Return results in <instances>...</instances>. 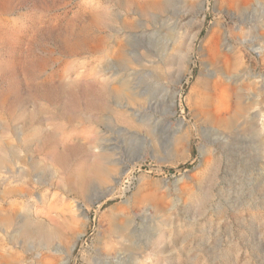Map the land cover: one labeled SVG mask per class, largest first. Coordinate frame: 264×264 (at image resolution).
Instances as JSON below:
<instances>
[{"label": "rangeland", "instance_id": "374dc122", "mask_svg": "<svg viewBox=\"0 0 264 264\" xmlns=\"http://www.w3.org/2000/svg\"><path fill=\"white\" fill-rule=\"evenodd\" d=\"M144 63L159 92L126 105ZM0 264H264V0H0Z\"/></svg>", "mask_w": 264, "mask_h": 264}, {"label": "bare ground", "instance_id": "6f19581e", "mask_svg": "<svg viewBox=\"0 0 264 264\" xmlns=\"http://www.w3.org/2000/svg\"><path fill=\"white\" fill-rule=\"evenodd\" d=\"M118 57L120 59L119 67L121 66V68H123V67H127V68L130 67L131 68V65H132L131 61L128 58V56L125 54L123 49H121L119 51ZM137 68H138V70H136L133 73V76L131 79L129 78V75H131L130 73L125 74V76L121 75L119 78L120 79L119 80V87L117 88L116 91L113 90L115 92V95L120 96V98L125 102L126 105H135L136 107H138L143 102V99L141 97L143 94L141 95V93H143V91H145L144 89L146 86L148 87L147 92L150 93V96L151 95L154 96L155 94H158V92H159L158 91L159 90V87H158L159 76L156 74H151V72L148 71L147 65L145 63L137 65ZM128 70H131V69H128ZM132 84L134 85V87L136 89H138V91H135L136 89L134 87H132ZM106 89H108L107 83L103 84L102 87L100 88V90H98V92L97 91L96 92L101 95L102 92ZM161 89H162V86H161ZM16 91H14V93ZM18 91H19V89H18ZM9 93H11V92L8 91V95H9ZM21 96H19V97H21ZM13 98H14V96H13ZM162 99L163 98H161V100ZM10 100H9V102H11ZM5 101H6V99H5ZM170 101H171V99H170ZM7 104H8V102H7ZM158 105L160 107H163V108L166 106L164 100L160 101V103H158ZM104 106H105V101L102 97H99L95 102H93L91 104V108H95L98 110H102L103 108H105ZM131 115L132 114L128 113V111H126V110L116 113V117H117L118 122L128 129H133V128L137 127L134 124L133 120L130 119V117H132ZM106 157L107 156L104 152L99 151L97 154L93 155L92 159H90L89 162L74 166L72 168V170L70 171L69 176L67 177V179H68L67 186L69 187V189L77 192V191L83 190L91 182H97V183H101V184L107 182L108 175H109L110 171L112 170V167L108 166L107 162H105ZM60 158L62 160H67L68 157L62 155ZM132 159H135V157H133ZM67 169H68V167H67ZM21 231H22V234L24 237L36 238V239H38L39 244H41V245L51 244L53 242V240L55 239V237H57V234H58V231L56 228L48 227L41 222H32L29 220H26L24 222V224L22 225Z\"/></svg>", "mask_w": 264, "mask_h": 264}, {"label": "water", "instance_id": "95a60500", "mask_svg": "<svg viewBox=\"0 0 264 264\" xmlns=\"http://www.w3.org/2000/svg\"><path fill=\"white\" fill-rule=\"evenodd\" d=\"M135 159H138L137 156L135 157ZM126 168V165H125ZM108 190H105L104 192H101L98 196L95 197V199L93 201H91L90 203L93 205L95 204L97 201L101 200L102 198L106 197L108 194ZM80 237V236H79Z\"/></svg>", "mask_w": 264, "mask_h": 264}]
</instances>
